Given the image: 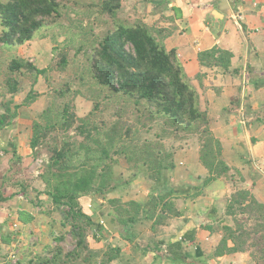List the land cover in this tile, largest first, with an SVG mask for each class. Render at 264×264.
I'll return each instance as SVG.
<instances>
[{
	"label": "trees",
	"instance_id": "obj_1",
	"mask_svg": "<svg viewBox=\"0 0 264 264\" xmlns=\"http://www.w3.org/2000/svg\"><path fill=\"white\" fill-rule=\"evenodd\" d=\"M121 7L122 0L81 5L77 0H0V57L4 53L11 57L6 62L1 57V83L5 93L12 96L23 91L20 76L29 78L31 83V89L15 105L10 118L12 102L2 104L6 111L0 114V130L17 117L21 106L30 105L42 95L34 87L43 77L49 87L45 94L48 102L40 118L32 122L31 147L35 151L42 147L49 154L39 174L45 185L39 193L50 197L51 208L68 229L54 237L55 243L46 244L42 252L28 258L26 264L121 261L119 247L106 243L105 251L95 236L92 242L88 240L95 213L89 211L86 203L111 189L109 174L116 156L123 155L133 168L142 169L149 180L159 182L162 171L173 166V151L167 149L165 140L186 133L199 139V158L209 171L204 185L230 169L222 157L221 143L211 131L208 115L199 107V95L177 50L165 45L167 29L149 25L138 17H122ZM71 17L79 23L77 26L83 21L88 27L83 41L78 43L75 25H66L65 19ZM97 27L101 28L100 38L94 30ZM69 28L72 34L59 43L55 31L61 33ZM37 36L50 37L54 44L55 56L45 68H39L16 51ZM81 52L83 62L76 60ZM231 57L230 51L214 46L201 51L198 61L204 68L225 72ZM55 73L67 74L56 86L52 79ZM204 75L201 72L197 77L201 80ZM79 97L92 103L85 116L76 111ZM172 145L174 148V142ZM2 179V183L7 181ZM25 183H16L19 190L11 196L27 195ZM7 198L0 194V203ZM159 201L161 213L155 224L180 215L163 196ZM108 206V215H116L125 226L135 224L144 214L143 204L136 200L110 198ZM224 215L231 223L221 221L223 233L214 256L249 253L255 264H264V202L251 190L239 189L227 198ZM19 219L27 223L33 217L25 218L21 212ZM101 220L97 227L106 229ZM0 237L5 243L11 241L1 232ZM67 237L74 245L71 250L64 247ZM173 245L181 247L179 242Z\"/></svg>",
	"mask_w": 264,
	"mask_h": 264
},
{
	"label": "crops",
	"instance_id": "obj_2",
	"mask_svg": "<svg viewBox=\"0 0 264 264\" xmlns=\"http://www.w3.org/2000/svg\"><path fill=\"white\" fill-rule=\"evenodd\" d=\"M92 1L98 0H85ZM221 7L224 12H219ZM119 13L122 17H138L149 25L167 29L165 44L168 49L177 50L199 95V107L207 113L211 131L220 141L222 157L230 169L204 185L209 171L199 158V139L181 133L177 139L165 140L167 149L173 154L179 151L181 156L177 163L172 160V167L162 171L159 182L149 180L145 171L133 168L123 155L116 156L109 174L111 189L106 195L89 198V202L86 201L89 211L101 216L103 212L108 214L110 198L136 200L143 204L144 214L127 227L126 235L111 232L112 240L119 239L113 246L119 247L122 254L127 250L132 264L144 261L137 252L139 250H144L147 258L150 256L147 264H255L249 253L215 257L214 252L223 233L221 221L231 223L224 215L227 198L239 189H249L264 202V0H122ZM235 13L241 14L242 18H235ZM214 46L232 53L230 67L225 72L204 68L198 61L201 51ZM53 47L50 37L37 36L17 49L20 56L45 68L53 58ZM201 72L205 75L199 80L197 75ZM43 80L40 77L34 87L41 94L45 92ZM12 99L16 105L24 98L15 95ZM46 103V96L42 94L30 105L21 106L13 119L16 121L0 130V155H3L0 176L6 179L5 173L20 157L18 165L22 164L23 169L18 170L23 171L24 178L17 181L29 179L38 184L34 198L29 193L11 196L17 192L14 190L0 203V232L10 237L5 231L7 226L19 231L8 243L2 240L1 246L17 245L24 250L28 246L27 232L31 230L37 236L46 234L47 244H53V230L58 233L67 230L61 225L59 214L51 208L50 197L39 193L45 187L39 178V168L48 160L37 158V149L31 147L32 122L39 119ZM216 182L221 184L218 189L212 186ZM197 193L200 195L195 197ZM215 193L221 200L215 198ZM160 196L165 202H171L180 215L155 224L161 213ZM92 205H98L97 209H91ZM21 212L25 218L32 216L33 219L23 223L19 219ZM149 217L148 227L131 232L136 224ZM156 226L162 230L157 236V245H154L148 243L144 235L154 231ZM176 242L180 243L179 249L173 245ZM45 245L39 246L41 251ZM4 262L2 260L0 264Z\"/></svg>",
	"mask_w": 264,
	"mask_h": 264
},
{
	"label": "rangeland",
	"instance_id": "obj_3",
	"mask_svg": "<svg viewBox=\"0 0 264 264\" xmlns=\"http://www.w3.org/2000/svg\"><path fill=\"white\" fill-rule=\"evenodd\" d=\"M77 1L80 3V5L83 4V2H85V0H77ZM70 13L71 12H69V15H70ZM81 16H83V11L81 12ZM65 21L67 22L66 25L70 26L71 23H73L75 25V27H76V29H77L76 32L78 34H77V36H75V41L77 43H78V40L79 41H83V36H84L83 33H86L88 31L87 30L85 32L86 28H88V27H85V25L83 24L84 22L82 21V24H80L79 26H77L79 23H77V21H75L74 19H72V17L69 18V20L68 19H65ZM0 31H1V26H0ZM62 32L59 33V31H55V36L57 37V40H58L59 43H63V41L65 40V37L66 36L68 37V36H70L72 34L71 28L66 29V30L64 29ZM50 33H51V31H50ZM95 33L97 34V38L98 37L100 38L101 37V28L100 27L95 28ZM88 34L90 36V33H88ZM59 36H60V39H59ZM77 43H75L74 49L77 48V46H78ZM16 51H17V53H19L18 49ZM54 56L55 55L53 54L52 57L54 58ZM1 57H2V59H4L3 62H6V61L10 60V58H11L7 53H4L3 56H1ZM1 57H0V60H1ZM53 58H52V60H53ZM52 60H51V62H52ZM76 60H80L81 62H83V60H84L83 52H81L78 55V57L76 58ZM31 62L35 63L34 60L31 61ZM51 62L49 64H51ZM37 63H40V62L37 61ZM65 76H67L66 73H61V74L55 73V74H53L52 75V79H53L54 84H55L54 86H56L58 84V82H61L62 79ZM19 79H20L21 85L23 87V91L21 93L17 94L16 96H17V98H21V97L24 98L26 96V94L28 93V91L31 89V83H30L29 78H27L25 76H20ZM42 80H43V77H42ZM43 82H44L43 83L44 84V87L42 89L45 92H43L42 94L45 95L47 93V90H48L49 87H48V84H47V82H46L45 79L43 80ZM12 98H13L12 95L5 93V89L3 88V85H2L1 79H0V114L5 113V111H6L5 108H4V106H2V104L7 103V102H12V103H10L11 113H9L8 118H10L12 116L11 114L13 113V111L15 109V105L13 104V99ZM46 99H47V97H46ZM46 105H47V103H46ZM91 108H92V103L89 100L84 99L83 97H79L76 100V111H77V113H78L79 116H83V114H86V112L89 109H91ZM40 115H39L38 118H40ZM14 121H16V120H13L12 119L11 123L14 122ZM77 138L80 140L81 137H77ZM35 153L37 154V158H39V159L48 160V158H49V154H48L47 150L46 149H43L42 147L39 148L37 150V152H35ZM180 156L181 155H180L179 151H175L174 154L172 155V159L177 163L178 162V159L180 158ZM2 157H3V155H0V158H2ZM19 163H21L20 157H18L15 161H13V166L11 165L12 167H10L8 173H5L6 180H8L7 178H10L8 180V182L6 181V182H3L2 183V180L3 179L0 176V194H2L3 197H7L14 190L18 191L17 189H19V187L16 186V183L17 182H20V181H17V179L24 178L23 177V175H24L23 171H22V173H20L21 171L18 170L19 168H22L21 167L22 164L21 165H18ZM0 166H1V161H0ZM43 167L44 166L42 164L40 166V168H39V172H41L43 170ZM24 181H27L25 183V185H26V192H28L29 195L31 197H33L35 190L38 189L36 187L38 185L37 182H35L34 180L32 182H30L31 180H29V179L28 180H25L24 179ZM220 185L221 184L219 182H216L212 186H213V188L216 187L218 189V188H220ZM14 193H16V192H14ZM215 198L218 199V201L221 200V198H219L218 196H216V193H215ZM42 205L45 207V210H47L48 207H46L44 205V203ZM98 205H99V203H98ZM98 205H96V206L98 207ZM96 206L94 207V205H92V208L91 207L90 208L91 209H94V208L97 209ZM35 207H37V206H35ZM107 215H108L107 212H103L102 213V216L99 215L98 213L97 214L95 213V215L93 217L94 225L88 229V240H90V242H92L93 239L95 240V238H94V236H95L97 238V240H100L101 245H102V249H104L105 251L107 250L106 243H109V244H111L113 246V244L114 245H117L118 240H119V239L112 240L111 239V235L112 234H111V232L107 228L106 229H102V228L100 229V228L97 227L98 221L101 220L100 218L101 217L103 218L104 216H107ZM150 219L151 218L149 217V218H145L142 221H140L139 222L140 224L139 223L136 224L134 226V228H132V231L131 232L136 233L138 229H140V228L141 229H145V227H148L150 225V221H148V220H150ZM161 230H162V228L160 229V227L156 226L154 231L145 234L144 236L148 239L147 242L149 241L148 243L157 245V240H158V237L157 236L159 234H161L160 233ZM5 231H7L8 234L11 235L10 236L11 239L16 238V235L19 232L18 229L15 228V227H13V226L12 227L7 226L5 228ZM53 231H54V237H56L59 233L55 229ZM27 233L29 234L28 235V239H27L28 240V246L26 245L24 247L25 248L24 250H22V247L17 246V245H14V246H12V245H9V246H1L2 239L0 237V261H2V260L5 261L4 264L5 263L6 264H26L27 261H28V258L34 256L36 254L35 252H37V253L38 252H42L40 250L41 247H39V246H41L42 244H47L48 236L46 234H44V235H38L37 236V235H35V233L32 230L31 231H28ZM117 237L120 238L118 235H117ZM63 243H64L65 249H67V250H71L74 247L72 240L70 238H68V237L65 239V241ZM113 247H117V246H113ZM33 249L36 250V251H34ZM136 250H138V248ZM126 252H127V250L123 254L121 252V256L119 257V259L121 261L116 260V261L113 262V264H132L131 260L127 257L128 255H127ZM137 252H139V256H143V258H144V261H142V264H147V261L150 260V256H148V258H147V256H145L146 254H143L144 253V250L143 251H140L139 250ZM13 254L15 255L14 258L12 257ZM95 264H100V262L95 263Z\"/></svg>",
	"mask_w": 264,
	"mask_h": 264
},
{
	"label": "water",
	"instance_id": "obj_4",
	"mask_svg": "<svg viewBox=\"0 0 264 264\" xmlns=\"http://www.w3.org/2000/svg\"><path fill=\"white\" fill-rule=\"evenodd\" d=\"M224 8H220L219 12H224ZM105 225L106 228L112 232V233H120V234H127V227L124 224L120 223L119 220L115 215H110L106 220H105Z\"/></svg>",
	"mask_w": 264,
	"mask_h": 264
},
{
	"label": "built area",
	"instance_id": "obj_5",
	"mask_svg": "<svg viewBox=\"0 0 264 264\" xmlns=\"http://www.w3.org/2000/svg\"><path fill=\"white\" fill-rule=\"evenodd\" d=\"M234 17L237 18V19H241L242 18L241 14H236V13L234 14ZM100 222H101V224H103L106 227V225H105L106 221L105 220L102 219ZM12 257L14 258L15 255L13 254Z\"/></svg>",
	"mask_w": 264,
	"mask_h": 264
}]
</instances>
